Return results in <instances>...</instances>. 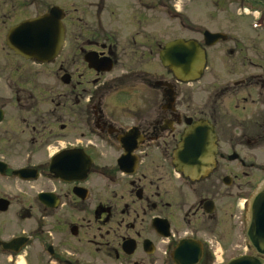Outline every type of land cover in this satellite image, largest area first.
Masks as SVG:
<instances>
[{"label":"flooded vegetation","instance_id":"1","mask_svg":"<svg viewBox=\"0 0 264 264\" xmlns=\"http://www.w3.org/2000/svg\"><path fill=\"white\" fill-rule=\"evenodd\" d=\"M167 3L176 10V0ZM167 3L96 0V38L85 40L81 29L69 33L68 11L57 5L60 51L72 40L94 85L73 95L81 74L60 65L69 91L46 85L37 95V66L60 51L38 62L11 49L7 35L56 4L38 11L37 0H0V181L28 188L27 198L0 194V264H226L240 256L228 255V242L246 241L249 202L264 184V0H206L210 19L227 16L237 28L236 38L214 30L222 40L201 43L206 69L222 65L203 87V74L182 80L160 59L168 41L182 38L163 37V18L178 33L181 26L178 10H162ZM198 121L212 126L216 150L211 168L188 177L174 152Z\"/></svg>","mask_w":264,"mask_h":264},{"label":"water","instance_id":"2","mask_svg":"<svg viewBox=\"0 0 264 264\" xmlns=\"http://www.w3.org/2000/svg\"><path fill=\"white\" fill-rule=\"evenodd\" d=\"M61 11L59 7L53 6L45 14L23 20L9 30L7 45L26 58L43 62L52 60L64 44V28L61 22L64 14ZM203 38L206 45H212L223 36L205 31ZM160 59L163 65L182 80L199 78L205 66L204 50L192 39L169 42L160 53ZM85 60L89 67L96 69L95 57L86 55ZM214 140V130L205 121L195 122L186 129L174 152V156L178 158L177 166L181 167H178L179 170L188 177L204 174V170L213 165L216 150ZM201 156L202 161L199 159ZM16 173L24 179L31 176L29 169H20ZM6 203V200L0 199V204ZM246 240L247 246L255 255H241L230 259L227 264H263L260 258H264V184L250 202Z\"/></svg>","mask_w":264,"mask_h":264},{"label":"rangeland","instance_id":"3","mask_svg":"<svg viewBox=\"0 0 264 264\" xmlns=\"http://www.w3.org/2000/svg\"><path fill=\"white\" fill-rule=\"evenodd\" d=\"M165 2L167 3L168 0H165ZM196 2V5H192L189 0H176L177 9L180 11V30L178 33L175 28V22H171L163 18L162 23L165 29L163 37L165 39H170L180 35L182 38H193L200 43H203L201 36L203 29H206L208 31L219 30L227 35L229 39L236 38V35L232 34V32H234L232 29L234 27L237 28V24L236 26L231 25L232 21L228 22L227 16L225 18L217 17L214 19H210L209 15L207 14L209 6L206 3V0H196ZM51 4H56L58 6L60 5L63 9L68 11V16L65 19L64 25L68 29L69 33L81 29V31L83 32V40L87 38H96V0H37V10L43 11L44 5L49 6ZM129 5L131 6V4ZM164 8L165 9H162L164 12H167L168 10H171L172 14L177 12L171 5V3H167V6H165ZM153 10V12L160 11L159 9ZM127 11H130L129 8ZM185 27H190V29H187ZM220 44V46L214 47L210 50H212L213 52H217L219 50H222V45H230L228 42ZM75 48L76 44L72 40H70L67 46L62 49L59 55L54 59L55 63L51 64L50 66L45 65L41 68L37 66L38 69H40L37 74V95H46L44 93V87L46 85L54 93L63 92L66 90L69 91V89L65 88L63 83L60 81V65H63L64 68H67L70 71H73L75 75L81 74V78H77V80H80L82 84L81 86L76 87L73 95L85 94V92H87L89 89H93V76H90V74L87 73V69L82 62V55L81 53H79V50L76 51ZM219 53L221 54V52ZM221 68V62L214 61L212 62V64L211 62L207 63V69L204 70L202 77L199 79V83H197V86H205V83L210 80L211 75L213 74L212 71H216L218 69L220 70ZM45 77L47 79L44 80L43 78ZM86 82H88V84H86ZM15 187H17V185L13 184L12 181L5 179L1 180L0 194H2V192L6 189H9L10 193L16 192L18 196L21 195L19 199L28 197L27 187L18 186V191L15 190ZM23 190H25V194ZM15 202L17 203V201ZM236 239L237 241L232 243L233 248L229 247L231 242H228L227 253L229 256L236 254L254 255L252 249L247 247L246 241L241 242L240 238ZM18 264L24 263L22 260H19Z\"/></svg>","mask_w":264,"mask_h":264}]
</instances>
